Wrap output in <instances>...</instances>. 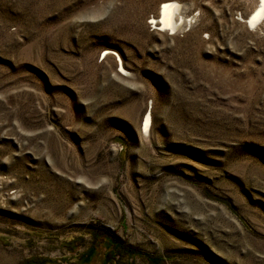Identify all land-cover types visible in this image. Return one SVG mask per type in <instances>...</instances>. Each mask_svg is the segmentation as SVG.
I'll return each mask as SVG.
<instances>
[{
  "label": "rangeland",
  "instance_id": "374dc122",
  "mask_svg": "<svg viewBox=\"0 0 264 264\" xmlns=\"http://www.w3.org/2000/svg\"><path fill=\"white\" fill-rule=\"evenodd\" d=\"M164 1L0 0V264H264L256 0Z\"/></svg>",
  "mask_w": 264,
  "mask_h": 264
},
{
  "label": "bare ground",
  "instance_id": "6f19581e",
  "mask_svg": "<svg viewBox=\"0 0 264 264\" xmlns=\"http://www.w3.org/2000/svg\"><path fill=\"white\" fill-rule=\"evenodd\" d=\"M186 8L181 6L175 0L162 2L158 9L156 17H151L150 23L159 30H168L171 33L187 26L191 19H186ZM264 22V0H256L246 16V23L249 26L259 27ZM109 51L105 50V54ZM142 131L146 134L150 129V115L144 116Z\"/></svg>",
  "mask_w": 264,
  "mask_h": 264
},
{
  "label": "built area",
  "instance_id": "2783aa9c",
  "mask_svg": "<svg viewBox=\"0 0 264 264\" xmlns=\"http://www.w3.org/2000/svg\"><path fill=\"white\" fill-rule=\"evenodd\" d=\"M162 5V3H160V6ZM159 6V7H160ZM157 16V15H156ZM152 17V16H151ZM187 19H191L190 20V22H189V24L186 26V27H188V26H190V24H192L193 23V20H192V18L191 17H188ZM151 20V19H150ZM149 23H150V21H149ZM151 25H152V23H150ZM152 27L154 28V29H156L153 25H152ZM158 30V29H157ZM159 31H161V30H159ZM164 31H167L168 33H171L170 31H168V30H164ZM173 33H176V32H173ZM172 34V33H171Z\"/></svg>",
  "mask_w": 264,
  "mask_h": 264
}]
</instances>
